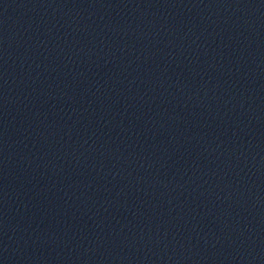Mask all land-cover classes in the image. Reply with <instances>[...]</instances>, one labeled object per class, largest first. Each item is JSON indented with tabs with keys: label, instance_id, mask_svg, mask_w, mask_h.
Here are the masks:
<instances>
[{
	"label": "water",
	"instance_id": "95a60500",
	"mask_svg": "<svg viewBox=\"0 0 264 264\" xmlns=\"http://www.w3.org/2000/svg\"><path fill=\"white\" fill-rule=\"evenodd\" d=\"M0 264H264V0H0Z\"/></svg>",
	"mask_w": 264,
	"mask_h": 264
}]
</instances>
